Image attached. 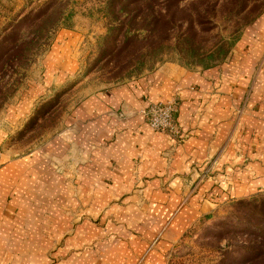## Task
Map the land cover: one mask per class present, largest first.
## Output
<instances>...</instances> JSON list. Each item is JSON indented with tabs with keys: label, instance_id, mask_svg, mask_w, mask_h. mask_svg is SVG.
I'll return each instance as SVG.
<instances>
[{
	"label": "rangeland",
	"instance_id": "374dc122",
	"mask_svg": "<svg viewBox=\"0 0 264 264\" xmlns=\"http://www.w3.org/2000/svg\"><path fill=\"white\" fill-rule=\"evenodd\" d=\"M108 1L0 0V42L10 34L22 42L21 60L14 58L15 62L0 66V173L15 167L20 176L10 190L21 181L24 192L20 197L23 206L19 207L22 233L9 237L0 234L1 258L8 264L59 263L62 244L57 243L56 230L64 231L62 227L47 228L53 219L51 213L58 211L59 201L70 193L78 200L83 182L90 191L86 192L87 203H94V188L101 177L94 174L100 145L92 143L91 138L98 137L103 125L100 123L104 121L102 112L96 111L99 98L121 89L132 90L135 83L168 64L201 69L194 65L197 57L180 51L174 37L177 33L168 42L155 40L152 45L146 33H139L128 37L125 44L121 42L112 55L107 54L104 37L111 26L118 24L112 17L119 16V22L125 20L118 14L119 7L107 9ZM190 1L198 0H189L182 6ZM208 1L210 6L218 2L220 8L214 17H209L206 32L194 36L193 43L203 50L218 45L226 49L224 57L213 63L212 67H216L230 59L246 30L264 15V10L257 15L264 9V0ZM144 3L148 2L138 4ZM241 9L242 13H237ZM129 10L132 16L136 8L130 6ZM143 24L139 23L141 27ZM7 42L9 46L14 41ZM167 101H174L177 111V97ZM145 108L132 110L122 105L118 115L142 117ZM174 123L180 132L178 137L162 134L179 144L185 134L175 118ZM200 183L198 177L191 191L182 194L171 219L198 193ZM145 184L144 180L135 182L137 215H145L142 222L154 216L146 212L149 203L142 192ZM125 195L124 192L109 202L103 198V210L101 214L97 210L96 216L89 208L86 212L79 206L76 211L58 212L56 218L68 217V233L72 235L83 221L104 227L108 222H116L111 207L123 206ZM215 196L210 201L215 206L191 222L173 244L166 264H247L254 258L244 247H257L264 236V192L220 202ZM203 200L209 201L207 197ZM11 213L10 218L15 220L13 208ZM39 243L42 244L38 246ZM37 246L40 252L36 251Z\"/></svg>",
	"mask_w": 264,
	"mask_h": 264
},
{
	"label": "crops",
	"instance_id": "0c3cea01",
	"mask_svg": "<svg viewBox=\"0 0 264 264\" xmlns=\"http://www.w3.org/2000/svg\"><path fill=\"white\" fill-rule=\"evenodd\" d=\"M135 84L132 90L121 89L98 100L96 111L102 112L104 121L98 137L91 140L100 145L94 174L101 177L94 203H87L90 191L83 182L79 202L70 193L51 213L47 228L64 231L56 230L57 243L62 244L57 264H166L168 251L184 230L215 206L210 202L213 195L220 202L264 192V15L246 30L221 66L189 70L168 64ZM175 96L174 118L185 134L179 144L153 131L143 117L118 115L122 105L133 110ZM14 168L0 173V234L8 237L22 233L19 207L24 192L21 181L10 190L20 176ZM198 177V193L171 219L182 194L191 191ZM136 180L146 181L142 188L149 203L146 212L154 214L144 222L145 215H137ZM124 192V205L111 207L115 223L102 227L83 221L72 235L68 217L56 218L58 212L79 206L96 216L103 210V198L109 202ZM12 208L15 220L10 218ZM2 242L0 235V246ZM0 264H8L1 252Z\"/></svg>",
	"mask_w": 264,
	"mask_h": 264
},
{
	"label": "trees",
	"instance_id": "16d2710c",
	"mask_svg": "<svg viewBox=\"0 0 264 264\" xmlns=\"http://www.w3.org/2000/svg\"><path fill=\"white\" fill-rule=\"evenodd\" d=\"M187 1L189 0H163L160 3H155L154 0H109L107 9L113 11L115 7H119L118 14L123 15L125 20L119 22V16L118 18L116 15L112 17L114 22L118 21V24L116 26H111L109 33L104 37L106 53L112 55L121 42V45H123L128 37H133L139 33H146L145 37L151 40V45L155 40H159L160 43L168 42L173 39L172 35L177 33L174 37L180 51L185 54L189 53L190 56L194 55V57H197L195 58L196 61L194 65L202 69L212 67L214 62L224 57L227 53L226 49L218 45L203 50L201 46L194 45L193 39L194 36L206 32V28L209 26L205 25L211 21L209 17H214L220 5L218 2H214L210 6L208 0H198L196 2H199V4H196L195 1H190L188 5L182 6V3ZM228 1L235 3L238 0ZM141 2L148 3L139 5L138 3ZM130 6H135L136 8L132 16H130V12H127L130 11ZM187 8H190V11ZM263 10L264 9L257 12V15L262 13ZM237 13L241 14L242 9L238 10ZM206 15H208L207 18ZM139 23L144 24L141 27ZM248 23H250V21L246 24ZM175 30L177 32H175ZM238 34L233 38V41L238 38ZM8 39L14 41L11 45L9 44V46L6 45ZM233 41H231V43ZM21 43L22 42H19L13 34L6 36V38L0 42V66L3 67L6 64L15 62L14 58H17V62L21 60L19 55V53L22 52V50H20ZM244 250L248 252V254L254 255V258L250 259L247 264L250 262H252L250 264H264V236L261 237V242H258L257 247L248 246L244 247Z\"/></svg>",
	"mask_w": 264,
	"mask_h": 264
},
{
	"label": "built area",
	"instance_id": "2783aa9c",
	"mask_svg": "<svg viewBox=\"0 0 264 264\" xmlns=\"http://www.w3.org/2000/svg\"><path fill=\"white\" fill-rule=\"evenodd\" d=\"M175 111V102L166 101L150 104L141 113L153 131L178 137L180 132L174 123Z\"/></svg>",
	"mask_w": 264,
	"mask_h": 264
}]
</instances>
